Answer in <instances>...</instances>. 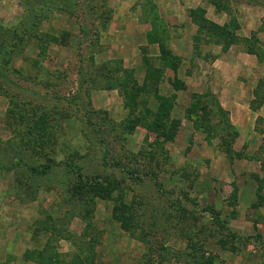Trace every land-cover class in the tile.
Here are the masks:
<instances>
[{"label": "rangeland", "instance_id": "374dc122", "mask_svg": "<svg viewBox=\"0 0 264 264\" xmlns=\"http://www.w3.org/2000/svg\"><path fill=\"white\" fill-rule=\"evenodd\" d=\"M151 1L165 37L150 36ZM151 1L0 0V264H264V0ZM197 7L227 31L199 53ZM120 60L143 92L115 86ZM220 73L255 98L261 164L215 112ZM173 96L180 125L157 139L143 121Z\"/></svg>", "mask_w": 264, "mask_h": 264}, {"label": "trees", "instance_id": "16d2710c", "mask_svg": "<svg viewBox=\"0 0 264 264\" xmlns=\"http://www.w3.org/2000/svg\"><path fill=\"white\" fill-rule=\"evenodd\" d=\"M151 1V0H150ZM150 6L149 7V11H147L145 13V15L149 17H153L152 19V31L150 33V36H154L156 37V35H160L162 37H165V33L167 34V26L164 23V21L160 18V16L158 15V10L156 9L155 3H153V1L149 2ZM227 9L228 7L225 6ZM151 9V10H150ZM188 15L189 18L191 19V22L197 27V34L193 39V43H194V50L195 52L199 53L198 50H200V44L199 42L201 41V39H208L207 43H213V44H217L219 42V44L221 43L222 40H218L219 39V35L220 34H226V30L222 29L221 26H219L217 23L213 22L212 20L207 18V12L206 9L204 7H197L196 9H192L188 11ZM165 41H163V39H161L158 43H160V47H161V57H163V59L161 58V61L163 60H167L166 64L170 65V63L172 64V66L175 68V71L177 70L178 66L180 65V59L176 56L173 55L172 50H170L167 46L166 39H164ZM218 41V42H217ZM232 43L228 41V44ZM232 45V44H231ZM230 45V46H231ZM229 46V47H230ZM225 47V46H223ZM228 47V46H227ZM225 48L226 51H228L229 48ZM225 51V52H226ZM246 52L251 53L253 52L251 49H247ZM262 59V58H261ZM118 65L117 70L121 69L122 74L117 76L116 79L115 77L112 78L115 79L114 80V84L115 86L119 87L122 91H126L125 94L131 95L133 91H136L139 93L143 92L145 89L139 88L140 84L137 83V80L134 77L135 74V69H129L124 67L123 63L120 61L116 62ZM143 65H145L147 68L149 67V65L146 62V59H143ZM167 65V66H168ZM146 81V79H145ZM142 86L145 85V82ZM154 86L157 85V82L155 81ZM157 89V88H156ZM200 98H205L207 101V103H210L213 105L212 100L216 101L215 97L210 94H204V95H199V94H194V99H200ZM211 99V100H210ZM174 100V96L169 98H165V97H159L158 98V108L157 111L154 113V117L152 118L151 122H144L143 121V125L147 126L149 128V130H151L152 132H154L157 136V139H163V140H172L174 139L175 135H176V131L178 130V127L180 125V123L174 119L171 118V111H172V105L170 104L171 101ZM143 103V108L149 112L150 114L152 113L149 109L146 108L147 105V101H142ZM204 103V102H203ZM217 105V109H215L216 113H219L221 115V117L223 118L224 121V125L228 126H232V124H230V119H229V113L226 112L219 104H217V101L214 102ZM139 108L141 109V107L139 106ZM138 108V109H139ZM203 113L205 115L208 114V111L206 110V108H204L203 106ZM214 112V109H213ZM140 116H144L143 114L141 115V113L139 114ZM202 120L204 121V119L202 118ZM227 122V123H226ZM172 128L171 131H168V128ZM216 133V132H215ZM233 135L236 137L237 135H239L237 132L233 131ZM225 151L228 153L229 150L225 149ZM111 180H104L103 182H101V184H98L96 186H93L92 189L93 191L96 193V195L100 198V199H109L112 194L115 192V185L114 183L111 182ZM82 182H84L82 180ZM72 189H79V183H72ZM105 184V185H104ZM79 185V186H78ZM80 189H82V187L80 186ZM212 214L215 215L216 213L212 211ZM34 257L33 260L38 263V264H44L46 261L45 255L41 252H36L33 253ZM44 255V256H43Z\"/></svg>", "mask_w": 264, "mask_h": 264}, {"label": "crops", "instance_id": "0c3cea01", "mask_svg": "<svg viewBox=\"0 0 264 264\" xmlns=\"http://www.w3.org/2000/svg\"><path fill=\"white\" fill-rule=\"evenodd\" d=\"M183 40V39H182ZM170 45V42H169ZM174 49V48H173ZM194 50V49H193ZM175 51V50H174ZM173 52V51H172ZM176 52H173V55L175 56ZM168 65V64H167ZM179 68L180 66L177 68L178 72H179ZM166 70H172L174 72V70L172 69V67H167ZM175 75L177 74L176 72H174ZM222 73H220V83L217 86V88H215L214 93L217 94V99L220 103V106L224 109L229 111V119L230 122L232 124L233 127H235L239 132V139L237 140V146L238 145H242V143H246V150H247V154L246 156L248 157L247 160L249 162H257L259 164L262 163V157H261V151H263V149L260 148V144H256L257 142V135H258V130L256 129V125H257V121L260 118L259 116L261 114H257L256 110L252 109V103H254L255 98L249 99L247 98V96H239V91H238V87H239V80L237 78L233 79L230 78L229 80L226 81H222L221 76ZM238 83V84H236ZM169 85V87H172L173 89V94L175 92H177L178 90L173 88V83H167ZM186 87L185 89H187V86L189 87L190 83L188 81L185 82ZM186 90H182V92H185ZM181 92V91H179ZM194 94H199V91H194ZM179 95V93H177ZM200 95V94H199ZM228 96L230 97V102L233 103V105H230L227 107H225V104L227 102V98ZM246 101V104L248 105V107L243 106L241 104H243V101ZM250 103V104H249ZM245 110V114L243 113V115H241V112ZM249 111V112H248ZM253 113V114H252ZM246 130H250L251 131V135L250 138H247V140L242 142V139H245V135L241 133V130L243 132V129ZM251 152V154H250ZM264 192V191H263Z\"/></svg>", "mask_w": 264, "mask_h": 264}]
</instances>
